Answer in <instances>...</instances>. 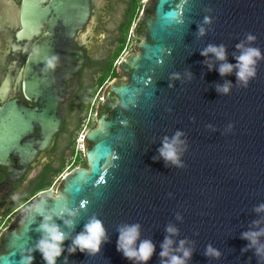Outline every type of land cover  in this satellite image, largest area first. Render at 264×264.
Instances as JSON below:
<instances>
[{"label": "water", "instance_id": "1", "mask_svg": "<svg viewBox=\"0 0 264 264\" xmlns=\"http://www.w3.org/2000/svg\"><path fill=\"white\" fill-rule=\"evenodd\" d=\"M92 2L21 0L17 37L29 41L47 24L37 46L42 55L58 54L59 65L62 51L76 50L74 39L90 29ZM248 33L256 36L252 46L264 55V0L145 1L132 29L138 41L134 51L118 62L119 76L97 105L96 126L83 137L87 167L66 174L55 192L79 212L75 226L65 229L70 235L95 215L109 237L98 253L77 251L68 264H132L116 250V240L118 226L133 223L141 225V239L156 245L147 264H160L159 246L170 223L179 229L174 240L187 239L193 248L188 264H257L252 250L241 252L247 241L240 233L264 215L253 211L264 202V59L248 86L241 87L235 69L221 76L217 68L224 61L211 53L201 55L209 44H223L226 61L235 64L236 45ZM78 53L80 60L65 69L67 75L83 67L84 52ZM41 66L29 55L25 83L36 95L45 94L48 78L58 68L42 73ZM226 81L232 82L231 90L218 92L217 85ZM40 103L36 110L15 102L0 108V154L27 152L19 142L33 129L30 120L41 129L40 149L51 146L62 129V116L51 96ZM178 130L183 133L178 146L182 167L166 162L158 151L163 139ZM41 201L46 210L61 203L46 191L24 207L0 234V264H21L39 237L40 217L29 210ZM57 223L63 226L62 220ZM208 244L220 250L219 259L204 255ZM33 255V264H44L38 251ZM65 255L57 264H64Z\"/></svg>", "mask_w": 264, "mask_h": 264}, {"label": "clouds", "instance_id": "2", "mask_svg": "<svg viewBox=\"0 0 264 264\" xmlns=\"http://www.w3.org/2000/svg\"><path fill=\"white\" fill-rule=\"evenodd\" d=\"M209 22L210 19L205 17L204 23ZM204 32V27L199 26V35H203ZM255 40L256 36L248 33L245 40L236 45L239 55H234L235 64L226 61V48L223 44H209L201 50V55L208 56L211 53L216 60L224 61L219 64L218 73L223 76L232 73L235 69L237 84L241 87H247L249 81L256 76L258 62L264 59L261 49L252 46L251 42ZM29 55L34 63L42 61L40 69L42 73L54 71L58 66V54L42 55V50L37 45H33ZM208 67L211 70L212 64H209ZM173 75L175 78H179V73ZM188 75L190 77V74ZM231 87L232 82L226 81L223 85H217V91L227 94ZM229 127L232 126L229 125ZM182 135L183 133L178 130L170 139L165 137L162 146L158 149L160 156L166 162H171L177 167L183 166L182 161L179 159L180 149L178 148L183 143L180 140ZM153 159H156V157H153ZM49 195L61 201L59 208L46 210L44 207L46 201L37 202L30 208L31 213L40 217V222L35 228V231L39 232L40 235L35 243L25 250L26 254L22 256L21 264H33L35 259L33 253L37 251L40 253L44 264H57V259L65 252L68 255L64 256V264H68L69 255L77 251L87 255L98 253L102 244L108 242L109 239L102 220L93 215L83 225L82 230L72 236L65 229L75 226L76 217L79 215L78 210L70 208L60 194L51 192ZM253 211L258 215L264 214V202L255 205ZM57 219L62 220L63 226L57 223ZM177 219H181L179 214H177ZM140 228L139 223L123 224L117 228L116 250L122 253L123 257L131 261L132 264H147L156 251V245L150 239L140 238ZM165 232L167 235H165L159 246L160 264H188V260L193 253V248L189 246L190 242L187 239L174 240V237L179 233V229L171 223L166 225ZM240 238L247 241L246 245L241 248V252L252 250L257 258V264H261V261H264V215H260L259 219L251 221L249 228L240 233ZM66 240L71 242L65 245ZM204 255L219 259L221 252L218 248L208 244L205 247Z\"/></svg>", "mask_w": 264, "mask_h": 264}, {"label": "flooded vegetation", "instance_id": "3", "mask_svg": "<svg viewBox=\"0 0 264 264\" xmlns=\"http://www.w3.org/2000/svg\"><path fill=\"white\" fill-rule=\"evenodd\" d=\"M116 2L93 0L94 20L90 29L81 30L74 39L76 50L72 48L70 51H62L58 68L48 78L50 86L45 94L36 95V91L26 88L25 68L31 48L47 33V24L35 38L29 41L18 39L21 0H0V108L15 102L27 109L36 110L42 106L40 101L51 96L58 106L57 116H62V129L56 134L51 146L40 149L36 141L42 138L41 129L36 125L37 122L30 120L33 129L19 142L27 152L16 149L6 156L0 154V234L36 196L46 192L33 191L36 179L48 164L57 161L54 148L56 140L73 135L75 103L89 83L86 70L89 59L96 56L94 36L104 22V14L115 7ZM79 50L84 52V65L78 72L67 75L65 69L80 60Z\"/></svg>", "mask_w": 264, "mask_h": 264}, {"label": "trees", "instance_id": "4", "mask_svg": "<svg viewBox=\"0 0 264 264\" xmlns=\"http://www.w3.org/2000/svg\"><path fill=\"white\" fill-rule=\"evenodd\" d=\"M143 6L144 3L142 2V0H128L124 14V20L120 25L119 34L116 37V49L111 50L106 58H98L94 56L89 59V62L86 66L87 74L89 77V83L83 88V95L75 103L73 125L74 131L73 135L69 137L73 152H75L76 139L81 128L82 118L79 115L83 111V103L85 102L86 98H88V101L91 102V100L95 96L98 87L102 86L104 82L108 81L111 78L114 79L119 76L118 62L121 60L122 52L126 47L128 38L131 34V29L133 28L139 15L141 14ZM114 10L115 7H113L109 11V14H113ZM131 37H133L132 34ZM133 39L137 41L134 37ZM64 130H67V124L65 125ZM66 138L67 137H59L56 140L54 148L57 152V161L48 164L41 171L40 175L36 179V186L33 190L34 192L37 193L50 188L53 179L59 174H61V172L63 171L65 167V158L63 156L65 147L62 146L61 142L65 141ZM75 163L76 165L80 164L83 167H87L84 155L82 154H77Z\"/></svg>", "mask_w": 264, "mask_h": 264}, {"label": "rangeland", "instance_id": "5", "mask_svg": "<svg viewBox=\"0 0 264 264\" xmlns=\"http://www.w3.org/2000/svg\"><path fill=\"white\" fill-rule=\"evenodd\" d=\"M145 1L146 0H142L143 3H145ZM127 2L128 0H117L113 14H109V12L104 14V22L102 23L98 32H96L94 36L96 57L106 58L111 50L116 49V44H117L116 37L119 34L120 25L124 20V14L127 7ZM132 29H131V34H132ZM131 34L128 38L127 45L122 52L121 58L126 53L134 51L135 44H137L138 42L135 41L133 37H131ZM111 80L113 79L112 78L109 79L108 81L104 82L102 86L98 87L95 96L91 100V102H89L88 98H86L85 102L83 103V111L79 115L82 118V122H81V128L79 134L76 139L75 152H73L71 142L68 137L66 138L65 141L61 142L62 146L65 147L63 153V156L65 158V167L61 172V174H59L53 179L50 188L46 189L49 190V193L56 192L59 184L61 183L62 179L66 174L71 172L73 169L82 166L80 164L76 165L75 163L76 156L77 154L83 155V151H82L83 137L90 129L94 128L95 126L97 105L99 101L102 99L104 91L106 90Z\"/></svg>", "mask_w": 264, "mask_h": 264}, {"label": "snow or ice", "instance_id": "6", "mask_svg": "<svg viewBox=\"0 0 264 264\" xmlns=\"http://www.w3.org/2000/svg\"><path fill=\"white\" fill-rule=\"evenodd\" d=\"M25 23H26V24H28V23H29V20H28V18H26V20H25Z\"/></svg>", "mask_w": 264, "mask_h": 264}, {"label": "built area", "instance_id": "7", "mask_svg": "<svg viewBox=\"0 0 264 264\" xmlns=\"http://www.w3.org/2000/svg\"><path fill=\"white\" fill-rule=\"evenodd\" d=\"M46 191H49V190H46Z\"/></svg>", "mask_w": 264, "mask_h": 264}]
</instances>
